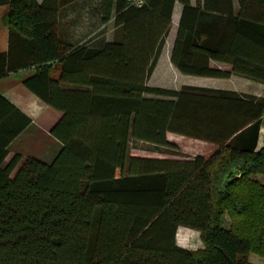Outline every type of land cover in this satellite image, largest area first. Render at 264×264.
Wrapping results in <instances>:
<instances>
[{
  "label": "trees",
  "instance_id": "16d2710c",
  "mask_svg": "<svg viewBox=\"0 0 264 264\" xmlns=\"http://www.w3.org/2000/svg\"><path fill=\"white\" fill-rule=\"evenodd\" d=\"M71 1L0 0V78L33 68L22 85L60 113L49 133L61 144L50 163L19 164L17 153L6 161L31 120L0 95V264H256L248 255L264 258V185L252 178L264 175V97L146 84L175 0H99L100 23L120 35L97 46L59 38L58 12ZM177 1L170 60L181 74L264 83V0H236V13L234 0ZM169 133L220 147L208 159L128 153L131 140L174 147ZM181 226L203 247L178 246Z\"/></svg>",
  "mask_w": 264,
  "mask_h": 264
},
{
  "label": "crops",
  "instance_id": "0c3cea01",
  "mask_svg": "<svg viewBox=\"0 0 264 264\" xmlns=\"http://www.w3.org/2000/svg\"><path fill=\"white\" fill-rule=\"evenodd\" d=\"M43 0H36L37 3H41ZM177 3V4H176ZM175 3V10L179 12L182 8V5L179 1ZM191 4H194V0H191ZM234 4V11L237 12V2L236 0L233 1ZM214 15L208 14L207 18L211 19ZM172 16V25L175 21L176 27H173L174 34H176L177 23L179 16H175V20H173ZM89 24H99L101 27L109 31V38L105 39V41H110L112 38V33L114 32L113 22L109 21L106 24L100 23V10H99V0H73L70 3L60 7L58 12V35L59 38L69 45H85L87 43H83L86 37V31ZM77 27V29H75ZM172 27V26H171ZM74 28V30H72ZM76 30V32H74ZM111 35V38H110ZM166 42L169 43L167 49H164L162 56L159 55L157 63L153 69V74L159 80H162L166 76L169 75H182L175 66L171 63L170 60V52L168 51L173 44V37H168ZM102 42L93 44V45H100ZM91 44V43H90ZM14 53L20 54V49L16 50ZM16 54V55H17ZM18 54V55H19ZM21 59L24 58L20 56ZM220 65H226L228 69L230 66L228 64L217 62V61H210V66L215 68H221ZM226 68V69H227ZM33 72V68L31 67H21L14 71H11L0 78V95L4 97L9 103L15 106L21 113L27 116L31 122L30 124L9 144L8 146V155L6 156V161L12 157V155L18 153L16 149H12V145L27 131L31 130L33 127L37 129L40 128V125L46 124V129L50 130L51 125L58 119L60 113H56L57 111L49 108L46 106L35 94L29 91L24 85H22V80L30 75ZM238 79L236 81L235 88L225 89L220 87H208V88H217V89H225V90H232L240 93L251 94L257 97H264V83H259L257 81L247 79L240 76L232 75L229 79ZM160 83H162L160 81ZM165 87L166 84L162 83ZM65 89H73V88H82L80 85H73V84H63L61 85ZM169 86V85H167ZM206 87V86H200ZM176 90V89H175ZM38 120L41 122L38 123ZM209 142V141H207ZM212 145H217L215 143L209 142ZM264 145V126H261L259 129V135L257 140V150ZM218 148L214 151V153L219 149ZM213 153V155H214ZM212 155V156H213ZM210 158V157H209ZM255 176V175H254ZM259 177V176H257ZM190 230L186 227H178ZM178 230V229H177ZM193 231V230H190ZM177 233V231H176ZM185 237H189L190 233L185 232ZM176 239V235H175ZM176 244L182 248H186L185 245L179 244L176 240ZM191 250V249H189ZM195 250V249H194Z\"/></svg>",
  "mask_w": 264,
  "mask_h": 264
},
{
  "label": "rangeland",
  "instance_id": "374dc122",
  "mask_svg": "<svg viewBox=\"0 0 264 264\" xmlns=\"http://www.w3.org/2000/svg\"><path fill=\"white\" fill-rule=\"evenodd\" d=\"M176 1L177 0H175V3ZM178 14L179 12L175 10V4H174L173 14H172L174 18L173 20H175L176 15L178 18L179 16ZM174 23L172 25V18H171L172 27L166 39L172 36L174 40L175 34L173 27H176ZM77 27L78 26H76L75 29H77ZM72 30H74V28ZM113 31L114 32L112 33L113 35L112 38L110 35L111 40L114 39L115 37L118 38V36L120 35L119 31L115 32V29ZM74 32H76V30ZM85 34L86 37L83 43H87V44L90 43L96 44L99 42L103 43L105 39L109 38V31L101 27L99 24H89ZM166 39L162 51L160 53L161 56L164 49H167L169 45V43L166 42ZM168 51L170 52L171 48H169ZM220 66L221 69L227 68L226 65H220ZM158 79L159 78H156L152 72L150 76L147 78L146 84L150 87H159V88L176 89V90L180 89L182 85L220 87L225 89H231L236 87L235 86L237 84L236 81L238 80L236 77L235 79H229V78L192 76L185 74L169 75L159 81ZM160 81L162 83H165L166 86L163 87L164 85L160 83ZM145 96L150 98L171 99L166 96H159L154 94H147ZM56 113L58 114L59 112ZM39 122H41V120H38V123ZM44 126L46 127V124L40 125L39 129L33 127L31 130L24 133V135H22L12 145L11 148L16 149L18 152L17 154L21 155L22 160L19 162V164L22 163V161H24L27 157H34L44 163H50L52 162V160L60 150L61 148L60 142L57 139H55L49 133V130H47ZM167 136L169 142L173 144L174 147H167V146L156 145L144 141L131 140L128 148V153L135 154L138 156L167 157V158H181V159H191L197 155H200L208 159L213 155L214 151L218 148V145H212L205 140L197 139L180 133H169ZM252 178H254L255 180L259 181V183L264 185V175H255ZM223 218H224V226L229 227L230 221L227 213L224 214ZM190 230L184 228H178L176 233L177 242L179 244L185 245L186 248L191 250L203 247L199 232L196 230L193 231ZM185 232H189L190 236L185 237L184 235ZM248 260L256 264H264V258L258 256L255 253H250L248 255Z\"/></svg>",
  "mask_w": 264,
  "mask_h": 264
},
{
  "label": "built area",
  "instance_id": "2783aa9c",
  "mask_svg": "<svg viewBox=\"0 0 264 264\" xmlns=\"http://www.w3.org/2000/svg\"><path fill=\"white\" fill-rule=\"evenodd\" d=\"M129 4L136 6V7H140L143 5L144 0H127Z\"/></svg>",
  "mask_w": 264,
  "mask_h": 264
}]
</instances>
